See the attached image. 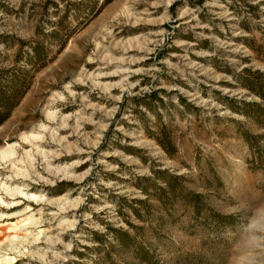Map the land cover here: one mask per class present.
<instances>
[{"label": "rangeland", "instance_id": "rangeland-1", "mask_svg": "<svg viewBox=\"0 0 264 264\" xmlns=\"http://www.w3.org/2000/svg\"><path fill=\"white\" fill-rule=\"evenodd\" d=\"M172 2L0 0V33L43 40L53 55L0 124V148L14 151L0 156V264H148L108 226L136 233L158 264H264V171L249 162L242 135L263 128L222 98L259 99L230 72L264 71V53L244 43L253 37L264 48V0ZM245 14L251 32L238 25ZM151 87L177 89L158 109L172 154L147 134L157 128L151 111L129 100L121 110L123 94ZM179 93L199 108L187 110ZM162 169L201 195L200 211L180 200L168 210L143 191L165 184L154 172ZM138 198L150 209L143 218L128 205Z\"/></svg>", "mask_w": 264, "mask_h": 264}, {"label": "trees", "instance_id": "trees-1", "mask_svg": "<svg viewBox=\"0 0 264 264\" xmlns=\"http://www.w3.org/2000/svg\"><path fill=\"white\" fill-rule=\"evenodd\" d=\"M186 1L193 6L201 5L203 2V0ZM178 2L179 0H173L170 5L171 8H173ZM257 5V2L250 3L248 4V8L252 11L251 9L255 8ZM229 7L236 13L240 12V9H238L237 5L234 3L230 4ZM252 18L253 17L249 16V14H245L240 20H238V25L251 32L254 29ZM34 33L36 36H40L42 31L35 30ZM51 33H58V30L53 29ZM66 37L67 35L60 36L57 51L64 46ZM244 38L246 39L244 43L256 54L260 55L264 53V48L261 47L262 45L256 44L253 37L244 36ZM206 40L207 38H203V41ZM200 42L202 43V40H199L197 43L199 44ZM0 45L1 124L9 117L12 109L19 103L29 88L34 71L44 66L53 55L49 53V44L45 43L43 40H37L32 37L22 38L10 33H0ZM157 56L159 55L157 54ZM225 70L231 71L229 69ZM230 73H232V77L238 81L239 85L245 87L249 92H252L259 97V99L245 100L225 94L222 96V98H224L223 101H225L224 104L231 110L244 114L263 128V130L258 133H250L243 130L242 135L250 149L249 162L254 168L264 171V71L259 70L258 68H251V66H244L240 70ZM171 91H177V89L167 91L163 87H151L149 90L142 91L139 94H123L122 100L120 101L121 110L123 109L124 103L129 100L134 109H136L138 105H143L155 115L157 119V128L154 130L146 128L147 134L152 136L168 154H172L175 151V145L170 130L161 121V115L158 109L161 107L164 108L165 101L163 97L169 95ZM214 91L216 93L220 92V90L216 89H214ZM177 100L191 112H195V110L199 108V106L194 105V103L188 100L186 95L181 93L178 94ZM105 135L108 136V130L105 132ZM123 147L126 151H133L132 146L124 145ZM140 157L143 159L142 156ZM154 172L157 177L163 179L165 184L158 186H154L151 182L139 184L145 193L154 195L164 208L169 210L175 201L180 200L187 208L193 209L196 213L202 209L203 201L201 195L198 192L187 189L182 183L179 175L170 173L166 169L154 170ZM149 187H153V192L149 191ZM137 203V206L134 204H128L131 211L137 217L143 218L144 214L141 213V208H145V210H147L145 216L148 215L150 209L147 199L138 198ZM128 223L133 229L137 227L131 222ZM108 229L112 231L114 237L121 246L127 249L133 248L139 261L148 264H158L156 253L146 246V244L137 241L136 233L132 234L127 229L114 228L111 226H108ZM98 241H102V238H98Z\"/></svg>", "mask_w": 264, "mask_h": 264}, {"label": "bare ground", "instance_id": "bare-ground-1", "mask_svg": "<svg viewBox=\"0 0 264 264\" xmlns=\"http://www.w3.org/2000/svg\"><path fill=\"white\" fill-rule=\"evenodd\" d=\"M52 117V119H55L56 118V116H53L52 114L50 115V118ZM62 127H61V129H64L65 128V125H61ZM54 133V132H53ZM55 135H53V138H54V140H56V142L57 143H59V144H63L64 143V139L63 138H60V137H58L57 136V134L56 133H54ZM34 138L35 139H41V136H35L34 135ZM25 140L26 141H30L29 140V138L27 137V138H25ZM12 146H10L9 148H0V156L1 157H6V155L7 154H10V152H11V155H13L14 154V151L13 150H10V152H9V149L11 148ZM15 147V146H14ZM12 149V148H11ZM36 153H38V154H40L41 156H42V159L44 160V162H47V159H48V157L50 156V153H48V152H46L45 150H40V149H38V147H36ZM34 155V154H33ZM33 155L31 154V152H27V157H28V161H29V165L31 166V168H33L34 169V167H35V163H34V158H33ZM45 169H49L50 170V164L48 163L46 166H45ZM52 172V171H51ZM20 173L19 172H16V175H19ZM26 176H29V175H26ZM0 200L1 201H3L2 200V198H0ZM4 202V201H3ZM2 202V203H3ZM3 217V216H2ZM5 217V216H4ZM5 263H8V262H10V261H4Z\"/></svg>", "mask_w": 264, "mask_h": 264}]
</instances>
